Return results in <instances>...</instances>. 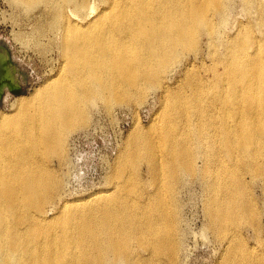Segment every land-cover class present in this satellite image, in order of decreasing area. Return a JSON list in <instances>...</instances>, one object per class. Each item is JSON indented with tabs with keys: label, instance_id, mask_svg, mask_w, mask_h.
<instances>
[{
	"label": "bare ground",
	"instance_id": "bare-ground-1",
	"mask_svg": "<svg viewBox=\"0 0 264 264\" xmlns=\"http://www.w3.org/2000/svg\"><path fill=\"white\" fill-rule=\"evenodd\" d=\"M10 1L27 15L43 8L46 23L37 21L35 31L56 34L59 65L0 113V264H175L183 246L176 197L191 177L205 182V216L216 233H238L244 224L263 232L250 189L261 179L264 191V44L251 29L221 42L227 0ZM97 1L110 6L99 9ZM203 37L212 78L186 75L189 94L170 86L169 75L185 53L199 54ZM5 62L0 54V80L12 73ZM153 90L164 99L159 117L121 150L111 176L118 182L106 195L66 200L52 164H70L69 138L93 123L91 107L108 113L143 103ZM140 161L153 188L146 193ZM235 238H226L227 259L242 264L235 254L243 240ZM245 261L264 264V251Z\"/></svg>",
	"mask_w": 264,
	"mask_h": 264
},
{
	"label": "rangeland",
	"instance_id": "rangeland-1",
	"mask_svg": "<svg viewBox=\"0 0 264 264\" xmlns=\"http://www.w3.org/2000/svg\"><path fill=\"white\" fill-rule=\"evenodd\" d=\"M263 1L251 0L250 2L252 3L248 5L246 3L247 0H227L228 8L225 21L221 23L217 18L214 21L218 25L221 23V42L232 38L239 31L245 32L249 30L250 32L251 29L250 35L252 37L254 36V39L260 45H263ZM95 5L99 9H107L110 6L109 4H100L98 1ZM259 8L262 10L258 11ZM36 10V12L34 11L35 13L33 12L31 15H27L22 8H17L10 0H0V54L6 58L5 63H7L6 65L9 66L12 72L11 76L0 80V88L3 87L4 89L0 94V113L11 112V105L17 97L27 96L33 93L37 87L43 85L57 73L59 54L55 45L56 34L48 32V34L40 38L41 35L35 31L36 24L39 20L46 23V18L43 16L44 12L42 7ZM214 12L216 10L212 9L209 16H215L212 15ZM221 44L219 41L217 49L220 54H224L225 45L223 46ZM209 52L207 39L203 37L198 52L199 54L185 53L183 56L184 60L181 58L183 61L181 63L182 65L179 64L177 66L178 69H174L175 73L172 72L169 75L168 79H170V82L168 79L167 82L171 84L170 86L173 85L172 87L177 88L180 86V91L183 90L189 94L193 90L188 89L186 84H184L186 75L191 74L198 79L212 78L213 75L210 68L212 67L213 60ZM196 88L194 87L192 89ZM15 89H19L20 92L14 94L12 91ZM208 89L206 90L208 91ZM150 93L146 97L147 100L145 99L143 103H138L141 106L134 102L132 103L133 106L131 102H129V105L128 103H125V105L124 103H120V106L117 104L118 108L115 109L117 107L115 106L108 113L106 109L103 110L105 107L101 104L93 105L92 107L94 109L91 107V113H93L91 122L93 123H90L87 128L79 129L80 131L78 130L77 132L75 131L69 138L68 157L70 164L68 166H60L57 160L52 164V166L54 165L59 170V175L63 178V187H65L64 197L66 200L83 199L91 195L99 194L100 192L106 195L103 192L110 188L113 183L118 182L117 179L116 182H114L115 180L112 182L113 178L111 176L118 163V158L122 153L121 150L124 151L126 149L123 147H127L128 139H131L130 136H133V134L139 131L140 133L148 134L146 133L147 129L148 132L152 130L151 128L157 122V118L162 109L164 99L161 90H153ZM141 126L144 127L143 130ZM220 151L224 155L227 153L222 144H220ZM224 158L226 159L228 156L226 155ZM138 170L139 179H141V191L143 193L152 191L151 183H147L148 176L145 161L139 162ZM191 179L189 178L186 181L184 187H182L179 195L176 197L179 205L181 204L180 208L182 207L180 209V211L182 210L180 212V216H182L180 219L183 223L181 225L184 236L182 235L183 246L179 253L180 256L175 264H232L233 262L230 263L227 259L230 252L228 248L230 244L227 243L226 238L229 237L231 239L236 237L235 241L241 240L240 238L243 240L241 248L237 249L235 254L237 260L239 258L238 262L241 263L240 258L244 257V261L241 260L243 263H246L245 258L251 252L255 253L257 251V254H262L264 251V191L261 188L263 181L261 179H259L260 181L257 180V182L253 183L255 185H252L255 189H250V192H253V195L255 194L254 198L260 215L263 214L262 219L260 216L261 221H259L260 223L262 222L260 225L261 228L263 227V232L261 231V234H256L251 227H247L248 225L244 224L243 227L245 229L242 227L240 229L241 232L237 233V229L232 228L230 233L220 234L218 232L216 233L211 227L208 216H205L207 202V196L204 193L205 182L201 178L197 179V177H191ZM243 180L245 182L252 181L250 176H245ZM256 200H259V202ZM168 202L171 203V198H168ZM254 248L255 250H253ZM142 251L139 249V252L144 254L145 250L144 252Z\"/></svg>",
	"mask_w": 264,
	"mask_h": 264
}]
</instances>
